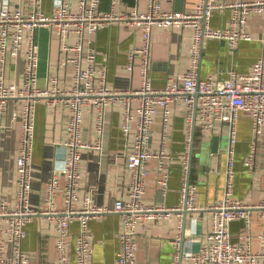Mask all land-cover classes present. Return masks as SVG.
Here are the masks:
<instances>
[{
	"label": "built area",
	"instance_id": "2783aa9c",
	"mask_svg": "<svg viewBox=\"0 0 264 264\" xmlns=\"http://www.w3.org/2000/svg\"><path fill=\"white\" fill-rule=\"evenodd\" d=\"M127 0H111L108 8L104 0H53L51 10L45 9V0H0V120L7 117L9 101L18 102L12 112L13 119L21 120L22 136L15 158L18 190L15 202L0 191V264H31V257L23 247L27 235L26 225L36 215H44L54 224L60 251L56 264H73L71 257L70 226L78 220L80 229L74 244L75 264H93L94 245L90 220L101 213L114 211L121 217L120 248L115 264H137V233L144 230L150 220L176 213L180 229L186 212L211 211L210 228L199 251L179 252L180 235L173 240L177 247L173 263L185 258L188 264H264V230L257 233L259 248L254 249L251 232L253 214L259 210L264 218V198L247 201L236 195V144L238 121L242 111L251 115L253 138L246 158V166L257 173V144L264 132V52L250 70L236 67L227 75L217 78L201 75L203 43L208 38L226 39L232 47L242 40L256 37L249 29V19L264 15V0H198L192 10H179L166 6L165 0H140L123 6ZM120 3V7H118ZM229 8L230 18L224 26L214 27L211 19L216 11ZM116 22H124L141 30V44L130 49L128 66L133 69L138 59L141 72L139 87L114 88L108 82V63L99 62L93 47L96 33ZM48 28L58 36V68H71V81L62 83L59 72L49 74L47 85L39 81V43L37 30ZM157 28L188 30V62L177 76L169 77L162 86H155L151 69L153 34ZM264 41V36L260 38ZM16 66V71L13 70ZM15 72L13 77L11 71ZM185 103V118L190 134L198 126L205 134H214L217 124H229V142L226 147L224 190L221 197L208 206L198 200V184L190 179L192 149L190 142L180 154L183 165L181 198L177 205L153 204L144 201L149 174V159L159 158V189L166 194L170 183L169 154L164 149L152 148L155 117L162 109L164 127L172 116L171 104ZM40 102L49 107L58 105L69 109L66 149L61 172L67 177L64 206L56 207L54 195L60 187L53 174L49 184L48 206L32 204L33 151L35 143L36 108ZM111 105L121 108L122 127L133 134L126 151L129 174L128 192L114 200L112 207L79 203L81 162L85 148L103 151V137L107 114ZM93 112L99 137L95 143L83 140L86 112ZM4 131L0 128V170ZM243 220L250 227L247 236L234 238L232 222Z\"/></svg>",
	"mask_w": 264,
	"mask_h": 264
},
{
	"label": "crops",
	"instance_id": "0c3cea01",
	"mask_svg": "<svg viewBox=\"0 0 264 264\" xmlns=\"http://www.w3.org/2000/svg\"><path fill=\"white\" fill-rule=\"evenodd\" d=\"M111 0H104L108 8ZM198 0H185L183 10H192ZM232 1V0H223ZM166 6L175 7V0H165ZM53 0H45V9L51 10ZM131 4L125 2L123 6ZM141 7L145 1L140 0ZM229 8L218 10L211 22L214 27L224 26L230 18ZM249 29L256 37L253 40H242L238 47H232L228 40L208 38L203 43L201 75L223 78L227 70L236 67L247 72L254 61L264 52V16L253 15L249 19ZM53 33L52 30H50ZM50 39V72H59L62 83L71 81V68H58V58L62 56L59 41ZM57 37V36H56ZM93 47L97 50L99 62L108 63V82L111 87L127 89L139 87L141 72L138 59L133 69L129 68L128 53L134 46L141 44V30L130 27L124 22H116L100 29L93 38ZM190 33L188 30L157 28L153 34L151 50L152 78L155 86L164 85L168 78L181 73L188 62V46ZM16 71V66H13ZM11 71L14 77L15 72ZM47 85V82L45 86ZM18 102L9 101L7 117L0 120V128L4 131L2 165L0 170V191L7 196L11 204L15 202L18 190L15 158L18 154L22 136L20 119H13L12 112ZM172 116L167 127H164L162 109L155 117L152 131V148L164 149L169 154L170 169L169 189L164 194L158 185L161 175L158 169L159 158L149 159V174L143 199L147 203L177 205L181 198L183 181V165L180 154L190 142L192 149L190 179L198 184V200L202 206H208L222 196L227 164L226 147L229 142V124L220 122L214 134H205L196 127L190 134L185 118V103L178 99L171 104ZM69 109L58 105L49 107L40 102L36 108L35 143L33 151V173L30 199L32 204L46 208L48 204L49 184L53 174L59 178L60 187L54 195L56 207L64 206V190L67 177L61 172L66 149L63 141L67 136ZM133 134H126L122 127L121 108L111 105L103 137V151L96 148H85L81 162V186L79 203L84 205L89 200L92 205L112 207L114 200L125 197L128 192L129 174L126 164V151L132 142ZM99 133L95 128L93 112H86L84 118L83 140L95 143ZM253 120L249 113L242 111L238 121V141L236 144V195L252 202L264 198V132L257 144V173L252 174L246 166V158L253 138ZM211 211L208 209L187 212L182 229L178 225L179 217L171 213L167 217L150 220L144 230L141 226L137 233L138 258L137 264H172L177 247L173 240L180 235V254L199 251L206 241L210 228ZM252 234L264 230V221L257 218ZM93 232L94 256L93 264H115L120 248L121 217L114 211L94 216L90 220ZM243 220L232 222L234 238L247 236ZM27 235L23 241L24 249L31 257V264H56L60 255L55 226L44 215H36L26 225ZM80 229L78 220L70 226V252L72 263L75 264L74 244ZM254 231V232H253ZM254 249L259 248L257 237L253 236ZM180 264H188L185 258Z\"/></svg>",
	"mask_w": 264,
	"mask_h": 264
},
{
	"label": "rangeland",
	"instance_id": "374dc122",
	"mask_svg": "<svg viewBox=\"0 0 264 264\" xmlns=\"http://www.w3.org/2000/svg\"><path fill=\"white\" fill-rule=\"evenodd\" d=\"M118 7H120V3H118ZM36 35H37V41L39 43V69H38L39 81H40V84L42 86H45V84L48 80V77H49V72H50V57H49L50 53H49V50H50L51 46L49 44L50 43L49 41L53 35H55L54 39H56V40L58 39V36H57L55 31H53V33L51 32V34H50V29H48V28H39L37 30ZM257 218L264 221V218L260 217L259 210H256L255 213L253 214L252 225H251L253 230H254V226H255L254 223H255V220ZM244 229L249 234L250 227L245 226ZM259 231L260 230H258L255 233V237H257V233Z\"/></svg>",
	"mask_w": 264,
	"mask_h": 264
},
{
	"label": "water",
	"instance_id": "95a60500",
	"mask_svg": "<svg viewBox=\"0 0 264 264\" xmlns=\"http://www.w3.org/2000/svg\"><path fill=\"white\" fill-rule=\"evenodd\" d=\"M127 1H129L131 4H134V2H135V0H127ZM184 1L185 0H175V7H176V9L182 10L184 8L183 7ZM186 217H187V212L185 213L184 220L186 219Z\"/></svg>",
	"mask_w": 264,
	"mask_h": 264
}]
</instances>
